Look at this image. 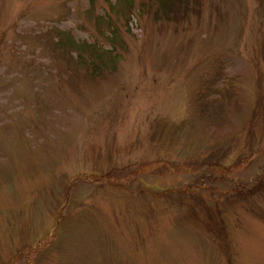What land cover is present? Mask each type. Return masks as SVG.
<instances>
[{"label": "rangeland", "instance_id": "374dc122", "mask_svg": "<svg viewBox=\"0 0 264 264\" xmlns=\"http://www.w3.org/2000/svg\"><path fill=\"white\" fill-rule=\"evenodd\" d=\"M168 1L0 0V264H264V0Z\"/></svg>", "mask_w": 264, "mask_h": 264}, {"label": "trees", "instance_id": "16d2710c", "mask_svg": "<svg viewBox=\"0 0 264 264\" xmlns=\"http://www.w3.org/2000/svg\"><path fill=\"white\" fill-rule=\"evenodd\" d=\"M116 3L118 2V0H114ZM129 2H130V0H128ZM180 1V0H179ZM176 2V1H175ZM171 4V0L170 1H168V4L167 5H169V8L168 9H172L171 8V6H173V5H170ZM177 15V14H176ZM180 16V15H179ZM178 16V17H179ZM72 42H73V40H72Z\"/></svg>", "mask_w": 264, "mask_h": 264}]
</instances>
